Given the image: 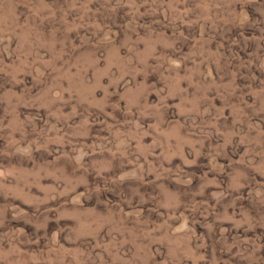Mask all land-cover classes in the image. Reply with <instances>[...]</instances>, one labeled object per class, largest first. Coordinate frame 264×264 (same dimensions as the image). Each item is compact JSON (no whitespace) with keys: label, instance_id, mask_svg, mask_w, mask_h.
Here are the masks:
<instances>
[{"label":"rangeland","instance_id":"374dc122","mask_svg":"<svg viewBox=\"0 0 264 264\" xmlns=\"http://www.w3.org/2000/svg\"><path fill=\"white\" fill-rule=\"evenodd\" d=\"M0 264H264V0H0Z\"/></svg>","mask_w":264,"mask_h":264}]
</instances>
